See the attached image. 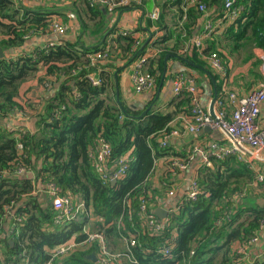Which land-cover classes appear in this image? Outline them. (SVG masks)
Instances as JSON below:
<instances>
[{
  "label": "trees",
  "instance_id": "trees-1",
  "mask_svg": "<svg viewBox=\"0 0 264 264\" xmlns=\"http://www.w3.org/2000/svg\"><path fill=\"white\" fill-rule=\"evenodd\" d=\"M188 1H165L166 7L181 14L186 10L187 21L184 30H179L176 45L166 47L164 41H158L159 51L147 57L145 69L157 81L163 60L171 51L187 55L192 50L196 57L206 58L217 52L227 66L234 53L246 50L251 61L254 47L264 49V0H235V21L222 33L207 38L200 51L191 49L190 42L203 15L199 6H220L222 0H197L190 5ZM71 2L86 29L92 24L91 30L95 32L104 30L108 12L142 6L130 3L111 8L95 0ZM63 13L47 6L33 8L16 0H0V48L4 52L20 47L33 36L53 33V15ZM226 17V13H221L223 20ZM184 33L187 42L181 41ZM132 34L113 39L114 46L108 52L110 60L146 57L149 49H135L140 39ZM107 42L79 51L77 42L64 40L0 57V233L9 222V234L0 239V264H45L48 248L73 235L82 241L85 226L103 233L112 252L125 250L122 235L134 236L137 245L133 250L139 264H242L244 255L239 249L258 235L264 225V210L234 209V196L256 181V173L234 156L201 169L198 199L171 212L160 233H151L141 219V200H146L151 211L154 203H160L159 194L170 186L168 175L173 169L168 167V161L160 187L154 186L151 177L156 174L158 159L176 156L169 145L162 147L158 142L159 137L169 133L174 114L148 112L142 118L126 116L106 71L100 73V86L86 78L95 69L88 55L108 51ZM254 61L250 70L258 76L253 71L258 59ZM110 66L109 63L105 68ZM33 80L36 86H28ZM220 95L225 101V95ZM37 99L43 101L42 105ZM185 101H191L190 94ZM191 108L187 116H191ZM18 113L34 119V126H10L6 121ZM127 114L132 115L129 110ZM100 137L112 146L110 164H115L120 156L126 155L130 160L128 173L115 184L104 182L95 167ZM38 183L43 188L50 183L57 185L75 206L82 204L83 211L72 221L54 224L52 201L47 192L40 196ZM9 239L14 241L13 245ZM163 245L172 247L171 258L156 251ZM89 248L73 251L62 258V263L94 264L89 255L97 247ZM124 264L130 263L124 260Z\"/></svg>",
  "mask_w": 264,
  "mask_h": 264
},
{
  "label": "crops",
  "instance_id": "crops-1",
  "mask_svg": "<svg viewBox=\"0 0 264 264\" xmlns=\"http://www.w3.org/2000/svg\"><path fill=\"white\" fill-rule=\"evenodd\" d=\"M16 1L22 2L33 8L47 6L49 10L63 11V16L56 14L53 15V18L56 21H60V23L66 22L65 25L68 29L64 34L50 33L33 36L26 40L20 47L4 50L3 53L9 55L29 52L40 45L60 42L62 38L72 43L77 42L79 44L77 47L79 51L94 49L108 40L106 44L108 51H110L114 46L113 39L119 35H123V31H128L129 33L133 32L132 35L140 39V45L137 47L138 49L140 47V51L146 47L150 52L153 51L152 54L149 52L145 55L146 57L144 58L147 60V57L154 56V53L159 51L156 50V43L158 41H164L166 47H173L176 45L180 31L184 30V24L187 21L186 10L181 14L176 9L166 7L165 1L167 0H144L141 4L142 6L132 10L108 12L104 19V30L95 32V30H91L93 27L92 24L86 29L80 14L72 6L71 0ZM196 2L197 0H190L188 4L190 5V3ZM185 4H187V1H185ZM78 5L80 4L78 3ZM202 12L203 15L198 20L194 35L190 38V42L193 45L191 49L195 47L198 51L204 48L207 38L202 41L201 48L197 47L196 39L202 33L207 22L213 21L214 24L223 23V26L213 33L215 35L222 33V31L233 22L225 23L221 18V13H225L224 0H222L220 6L218 4L210 5ZM151 15H153V18ZM138 29L142 31H138ZM103 31L105 33H103ZM186 36L184 33L181 39L182 42H187L184 41V37ZM253 53L254 56L251 61H248L246 50L234 53L230 58L229 65H227L228 67L226 66L228 70L226 90H228V92L234 91L239 96H246L256 89L259 83L264 80L262 72L264 49L254 47ZM109 58L99 61L90 74L100 80H102L100 76L101 72L106 71L110 75L116 94V100L118 102V93L119 100L126 108V111L129 110L132 116H138L147 109H149L148 112L152 113L174 114V118L169 124V133L178 131V134L170 136L168 147L172 149L176 156L172 155L158 159L156 161V174L151 177L154 186L160 187L162 185L163 173L167 169V161L168 167L171 169L170 163L172 159H178L184 161L183 163H187L186 168L173 169V172L168 175V186L170 185L168 190L159 194L161 198H159V204L154 203L151 206L153 211L162 208L169 211L170 215L171 212L180 209V207L188 201L186 195L190 189L191 181L195 179L204 166H208L205 165V152L208 147L213 142H226L225 135L218 130H207L206 128L204 131L197 133L188 131L184 117L189 114L187 110L191 108L192 105L191 101L189 103L185 101L190 94L189 88L194 87L198 90L201 107L210 110L216 98V94L218 93L214 107L217 100L220 99V94L223 93L225 95V85L223 84L221 76L212 68L208 58L201 56L196 57L192 50H190L187 55L171 51L166 54L163 60L161 77L157 81L156 87L144 93H136L133 88L131 75L135 62L143 57H133L130 60L126 59V57L116 58L114 60H110ZM255 58L258 59V62L257 65L253 67V71L256 72L258 76L250 70V65L252 62H255ZM109 63L111 66L105 68ZM180 77L191 82L182 87L179 94H176L174 91V83ZM29 85L30 83L28 86ZM39 96L41 97V95ZM224 97H226V95ZM36 101L39 102L40 99ZM40 103L42 105L43 101H40ZM40 107L42 108V106ZM226 109L229 112V104L226 105ZM261 121L264 123V104L262 106ZM6 122L10 126L26 125L28 127H33L35 124L34 119L25 118L19 113L10 117ZM163 136L164 134L158 138L160 144ZM214 162L215 160L211 162L213 166H211V164H209V166L214 167ZM252 164L253 167L251 169L256 175L258 173L264 174V160H254ZM114 166V164H110V171L114 169ZM27 176L31 177L32 174H27ZM38 192L40 196H42L44 192L48 193V187L45 186V188H43L42 184L38 183ZM234 201V209L255 208L264 210V183L259 184L255 182L251 184V187L249 186L246 188L243 193L236 194L234 196ZM8 224L9 222L5 224L3 232L0 233L1 240L5 239L7 234H9ZM258 237V241L252 244L247 250L246 255L241 261L242 264L264 263V227L259 232ZM122 245L124 246L123 243ZM61 260H59L57 264H63ZM93 263L95 264L96 262L93 261Z\"/></svg>",
  "mask_w": 264,
  "mask_h": 264
},
{
  "label": "built area",
  "instance_id": "built-area-1",
  "mask_svg": "<svg viewBox=\"0 0 264 264\" xmlns=\"http://www.w3.org/2000/svg\"><path fill=\"white\" fill-rule=\"evenodd\" d=\"M96 2L114 8L117 6H125L130 3L141 5L144 0H95ZM201 11L206 9L204 4L199 6ZM224 11L227 14L225 23L234 21L237 17L238 9L235 6V0H224ZM153 18V15H151ZM223 23L214 24L213 21H209L205 24L202 33L196 39L197 47L201 48L202 41L210 37L217 29L221 28ZM218 27V28H217ZM67 26L58 21L52 25L53 33L64 34L67 31ZM123 35H129L128 31H123ZM140 45V41L137 42L135 48ZM109 51L92 53L88 57L91 58V64L94 66L103 59H108ZM208 60L212 68L221 76L223 81L225 101L218 99L214 107V113L212 114L209 109L201 107L198 90L194 87H190L191 95V116L184 117V121L187 124V129L191 133H197L204 131L206 128L218 130L226 137V142L219 143L213 142L205 152L206 164L209 165L213 160L221 161L228 157L234 156L236 159L246 164L250 169L253 167L252 162L264 160V123L261 121L262 106L264 104V80L259 83L256 89L251 91L246 96H239L234 91L226 90L228 81V70L217 52H213ZM146 59H138L133 67L131 80L133 88L136 93H144L152 90L157 85V79L145 69ZM262 72L264 75V56L262 63ZM78 72H74V75ZM86 78L94 85L100 86L102 80L97 79L90 73L86 75ZM188 81L180 77L174 83V91L179 94L182 87L189 84ZM229 104L230 110L226 109V103ZM178 131H172L164 134L161 146L166 147L171 135H177ZM99 149L95 155V167L104 182H111L112 180H118L126 176L129 170L130 160L125 156H120L116 162L114 169L110 171V159L113 154L112 146L103 137L99 138ZM178 159H172L171 167L186 168L187 163H183ZM256 183H264V174L258 173L256 175ZM201 193L199 174L191 181L190 189L187 192L186 198L188 201H195L198 199ZM48 195L52 201L53 211V223L59 224L64 221L74 220L79 213L83 211V205L73 204L69 196L61 192L60 187L50 183L48 184ZM146 200H141L140 217L145 220V224L153 234L160 233L166 224L168 223V217L164 220H160L151 209L149 211ZM151 213L154 216H151ZM224 219H222L223 221ZM264 225L262 226V228ZM260 229V231L262 230ZM15 226L11 228L13 232ZM259 231V232H260ZM81 234V233H80ZM83 234L85 238L82 241H78V235H73L69 240L56 245L53 248H48V259L45 264H55L62 258L66 257L75 250H87L92 245H96V263L95 264H124V260L130 264H139V260L136 257L133 248L137 245V240L134 236L122 235V243L125 246V250L122 252H112L110 250L108 241L103 233L92 231L89 227H84ZM259 235V233H258ZM256 235L245 248L239 249V252L244 256L247 253L249 247L256 243L259 239ZM171 246H160L156 251L161 253L165 257L171 258ZM2 253V245L0 244V257ZM193 254V253H192Z\"/></svg>",
  "mask_w": 264,
  "mask_h": 264
},
{
  "label": "water",
  "instance_id": "water-1",
  "mask_svg": "<svg viewBox=\"0 0 264 264\" xmlns=\"http://www.w3.org/2000/svg\"><path fill=\"white\" fill-rule=\"evenodd\" d=\"M65 39H60V41H64ZM143 49V48H142ZM0 57L1 58H3L4 57V53H3V50L0 48ZM217 95H218V93L216 94V98H217ZM117 98H118V103H119V106H120V108H121V110L123 111V113L126 115V116H129V117H132V118H142V117H144L147 113H148V111H149V109H147V110H145L144 112H142L140 115H138V116H132V115H128L127 114V111H126V109H125V107L122 105V103L120 102V100H119V95H118V93H117ZM216 98H215V100H214V103H215V101H216ZM214 103H213V105H212V108L210 109V111H211V113L213 114L214 113ZM208 129H210V128H207V130ZM211 166H213V164H211ZM116 183V180H112L111 181V184H115ZM154 214L160 219V220H164V219H166L168 216H169V211H166L165 209H162V208H158V209H155V211H154ZM9 244L10 245H13L14 244V241L12 240V239H10L9 241ZM89 257L93 260V261H97V259H96V254H95V252H92L90 255H89Z\"/></svg>",
  "mask_w": 264,
  "mask_h": 264
},
{
  "label": "rangeland",
  "instance_id": "rangeland-1",
  "mask_svg": "<svg viewBox=\"0 0 264 264\" xmlns=\"http://www.w3.org/2000/svg\"><path fill=\"white\" fill-rule=\"evenodd\" d=\"M58 22H60V21H58ZM31 84H34V80H33V82H30V85H31ZM34 86H36V85H34ZM34 86H33V87H34ZM77 264H78V263H77Z\"/></svg>",
  "mask_w": 264,
  "mask_h": 264
}]
</instances>
